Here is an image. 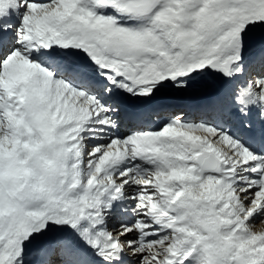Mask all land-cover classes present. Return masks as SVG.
<instances>
[{"label":"snow or ice","instance_id":"snow-or-ice-1","mask_svg":"<svg viewBox=\"0 0 264 264\" xmlns=\"http://www.w3.org/2000/svg\"><path fill=\"white\" fill-rule=\"evenodd\" d=\"M0 264H264V0H0Z\"/></svg>","mask_w":264,"mask_h":264}]
</instances>
